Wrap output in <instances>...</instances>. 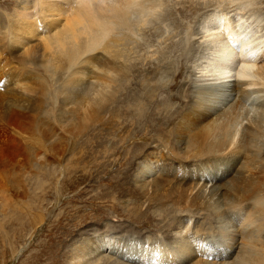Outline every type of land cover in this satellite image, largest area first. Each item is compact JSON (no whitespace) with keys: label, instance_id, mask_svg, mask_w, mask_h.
<instances>
[{"label":"rangeland","instance_id":"374dc122","mask_svg":"<svg viewBox=\"0 0 264 264\" xmlns=\"http://www.w3.org/2000/svg\"><path fill=\"white\" fill-rule=\"evenodd\" d=\"M217 1H198L200 4L192 6L182 0H163L167 13L172 10V15L165 12L133 29L126 44L128 52L119 55L120 61L130 65L127 80L113 81L111 100L81 125L63 112L61 68L51 71L42 63L43 58L32 54L41 48L39 37L47 33L41 28L52 16L36 15L34 26L39 25L43 33L22 37L24 26L18 30L21 17L16 16L21 0H0V45L5 44L3 52L0 50V223L6 230L0 236V264H70L73 247L99 237L121 239L134 249H165L174 243L173 228L183 226L193 213L200 215L198 209L208 217L207 197L193 194L196 190L191 192L198 171L197 152L187 148L181 153L174 135L192 104V87L206 82L207 75L214 73L211 64L219 45L202 38L204 24L213 18V14L205 17L203 11L225 4ZM240 2H233L231 10L249 13L253 30L258 16L264 24V0ZM208 3L211 6H206ZM56 16L60 20L56 17L50 27L64 25L72 18ZM96 51L91 57L103 50ZM88 56L90 53H85L82 58ZM160 66L163 73L158 71ZM151 71L156 73L152 75ZM26 73L44 76L53 97H43L35 84V88L25 90L26 83H30ZM14 92L35 96V109L24 112L25 117L13 101L7 104ZM13 113L17 118L12 117ZM27 139L31 145L26 144ZM238 146L236 150L246 155L248 169L255 171L256 164L264 169V135L255 146ZM225 162L220 157L213 165ZM148 163L157 167L154 177L160 179L159 190L140 186L139 176ZM189 193L194 196L189 197ZM214 200L219 204L223 198L215 195ZM203 260L210 261L207 257Z\"/></svg>","mask_w":264,"mask_h":264},{"label":"bare ground","instance_id":"6f19581e","mask_svg":"<svg viewBox=\"0 0 264 264\" xmlns=\"http://www.w3.org/2000/svg\"><path fill=\"white\" fill-rule=\"evenodd\" d=\"M198 1L204 0H182L183 4L188 3L192 6L200 4ZM223 1L225 4L222 6V3L219 4L220 8L208 9L206 6H211L208 3L209 5L204 7L208 10L203 11L205 17L213 14V18L207 21V25L204 24L202 38L208 40V43L218 42L219 45L217 54L215 52L216 58H213L211 64L214 73L210 75L204 72L208 74L206 82L192 87L194 88L191 94L192 104L188 113L178 120L179 130H176L174 135L181 153L189 148L197 152L199 160L197 159L195 164L199 163L198 171H195L197 174L193 180L194 184L191 183V192L196 190L193 194L207 197L208 217L198 209L197 213L200 215L196 216L193 213L183 226L173 228L174 243L165 249L161 246L134 249L129 247L130 245L125 246L121 239L116 241H108L103 237L93 241L87 239L83 246L71 249L70 264H264V169L257 164L255 171L248 169L247 161L244 160L245 153L236 150L241 143L247 147L255 146L264 135V24L258 21L260 19L258 16L256 30H253L249 13L241 12L238 8L231 10L232 3L237 0ZM240 1L242 0H239L242 4ZM164 2L21 0V7L16 12V16L21 17L17 28L21 31V25L24 26L25 33L22 31L21 36L23 34L32 37L47 32L39 37L42 39L41 48L32 54L35 58L39 56L43 58L42 63L45 62V67H50L51 71L61 68L64 76L62 90H59L62 95L61 105L63 112L71 120L78 121L81 125L86 124L105 102L111 100L109 98L115 90L112 82L117 78L120 81L127 80L130 65L125 64L126 60L120 61L119 55L126 52V44L135 27H140L142 23L144 25L146 20H156L165 12L166 15H172V10L168 9L170 12L167 13ZM259 11L256 6V15ZM36 15L52 16L48 17L49 23L41 28L43 32L40 31L39 25L34 26L38 22ZM56 15H70L72 18L67 19L64 25L50 27L57 21ZM133 15L139 16L140 19L133 18ZM39 40L37 41L40 42ZM99 48L103 51H98L95 57H91V53H95ZM108 49L112 51L109 52ZM85 53H90V56L82 58ZM98 57L101 61L94 62L93 59H99ZM158 71L162 72V68ZM156 72L150 73L153 75ZM58 73L61 72H56ZM26 77L30 83H26L25 90L35 88L32 85L35 84L43 97L52 96V89L49 91L47 80L40 73H29ZM26 93L23 92L20 96L14 92L13 98L7 100V104L9 102L12 104L13 101L24 117L27 115L24 112H28L35 105L32 99L35 98L34 91L33 96ZM52 93L55 95V92ZM12 117H16L14 113ZM7 122L10 123V119ZM29 141H26V144L31 145ZM251 148L253 147L249 150ZM220 157L225 158L226 162L215 167L213 164ZM143 169L141 176L138 175L140 186H146L147 190L152 187L159 190L161 186L157 183H160V179L158 176L154 177L157 167L148 163ZM193 194L188 195L191 197ZM215 195L223 198L219 203L222 207L214 200ZM1 233H6V230L0 223V236ZM203 257L209 258L210 261H204Z\"/></svg>","mask_w":264,"mask_h":264}]
</instances>
